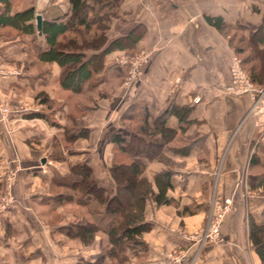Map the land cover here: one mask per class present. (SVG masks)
<instances>
[{
	"label": "crops",
	"instance_id": "crops-1",
	"mask_svg": "<svg viewBox=\"0 0 264 264\" xmlns=\"http://www.w3.org/2000/svg\"><path fill=\"white\" fill-rule=\"evenodd\" d=\"M78 2H34V9L41 20L62 18ZM263 16L264 0H120L107 37L122 36L143 25V36L133 51H149L150 60L141 81L124 93L119 88L123 68L113 63L121 52L105 58L106 82L96 89L103 90L99 93L105 97L92 99L93 91H83L87 103L77 105L75 117L83 120L87 137L71 143L62 142L63 116H73L66 104L47 110L39 103L41 95L59 101L68 94L57 84V65H47V72L39 64L23 69L17 62L23 60L19 52L28 46L27 39L20 44L0 36V68L18 72L15 77L0 76V102L10 109L8 118L0 121V264H82L98 252L56 232L76 220L69 210L78 205L44 201L49 196L50 170L65 175L70 165L86 160L99 185L108 186L110 139L118 129L121 111L131 102L147 107L152 115L170 102L192 107L190 118L196 123L184 127L169 120L177 131L171 148H182L188 138H203L187 156L165 153L178 165L173 188L166 193L177 206L145 205L143 216L151 225L142 234L147 249L128 264H159L162 254L171 251L181 252V264H259L248 240L247 222L261 223L264 174L253 171L251 175L263 180L259 187L252 184L250 188L248 177L252 160L260 169L264 167V115L249 113L247 96L223 93L229 83L228 60L234 54L227 37L209 27L204 17H219L234 26L238 22L256 25ZM243 35L248 33L243 31ZM53 143L62 161L50 159L56 148ZM161 169L160 163H146L143 176L151 180ZM226 199L230 210L220 224V241H191L192 234L206 228L214 205ZM102 264L111 263L104 259Z\"/></svg>",
	"mask_w": 264,
	"mask_h": 264
},
{
	"label": "trees",
	"instance_id": "trees-1",
	"mask_svg": "<svg viewBox=\"0 0 264 264\" xmlns=\"http://www.w3.org/2000/svg\"><path fill=\"white\" fill-rule=\"evenodd\" d=\"M119 3L120 0H79L62 18L42 17L37 33L34 0H0V36L16 39L20 44H25L27 39L28 46L21 48L19 53L35 62L18 61L17 64H23V69L39 64L47 72V65L56 64L59 69L56 81L61 90L71 94H81L84 90L92 92L106 82L105 58L113 52L135 53L134 46L144 33L143 25L138 24L125 35L107 37L112 19L118 16ZM204 21L227 37L228 47L239 58L252 85L264 87V16L256 25L238 22L231 26L219 17H204ZM243 31L248 33L247 37ZM101 97L105 95L98 93L97 98ZM39 103L49 110L53 101L41 95ZM192 111V107L170 102L161 112L152 115L147 107L129 103L121 111L120 126L110 139L113 159L106 168V187L99 185L86 160L70 165L65 175L50 170L49 196L44 201L59 206L76 204L86 210L88 218L80 217L56 229L64 239L78 242L82 248H97L98 252L82 264H102L104 259L111 264H128L139 253H145L147 247L142 234L151 226L143 216L145 205L151 202L156 207L177 206L166 193L173 188L172 177L178 165L165 153L187 156L197 140L203 138H188L182 148H171L169 144L177 131L170 126L169 120L174 119L178 126L188 127L196 123L190 118ZM64 118V143L87 137L83 120L71 114ZM128 122L135 123V127L125 129L123 126ZM57 127L61 128L60 125ZM178 129L183 130L182 127ZM56 145L53 143L54 147ZM50 159L63 160L59 148L54 149ZM152 161L162 164L163 169L148 180L143 172L146 163ZM249 167L252 171L248 177L250 188L252 184L261 186L263 180L251 175L253 171L264 174V167L260 169L253 160ZM86 197H89L88 201ZM247 235L259 264H264V214L260 224L248 219Z\"/></svg>",
	"mask_w": 264,
	"mask_h": 264
},
{
	"label": "built area",
	"instance_id": "built-area-1",
	"mask_svg": "<svg viewBox=\"0 0 264 264\" xmlns=\"http://www.w3.org/2000/svg\"><path fill=\"white\" fill-rule=\"evenodd\" d=\"M37 3H48V0H35ZM151 53L146 50H139L132 55L120 54L114 59L117 66L123 68V78L119 88L124 93L133 83L141 81L143 72L150 60ZM229 83L223 88V93L231 97L247 96L250 100L249 113L251 115H264V87L256 88L249 81L248 76L240 67V61L232 55L228 60ZM16 76L18 72L12 69L0 68V76ZM198 98L193 99L197 103ZM10 109L0 102V121L8 118ZM230 210L229 200H225L223 205H215L209 218V223L205 231H200L190 236L191 241L199 243L207 242L216 244L220 241L219 226L223 216ZM183 255L167 254L158 262L159 264H181Z\"/></svg>",
	"mask_w": 264,
	"mask_h": 264
},
{
	"label": "rangeland",
	"instance_id": "rangeland-1",
	"mask_svg": "<svg viewBox=\"0 0 264 264\" xmlns=\"http://www.w3.org/2000/svg\"><path fill=\"white\" fill-rule=\"evenodd\" d=\"M34 2H35V4H37L36 3V1L34 0ZM42 3V2H41ZM45 4V3H44ZM136 52V51H135ZM121 54H123V55H132V54H128V53H125V52H121ZM23 55V54H22ZM235 56V55H234ZM21 57H23L22 59H23V61H25V62H27V61H33L32 59H28V58H26L24 55L23 56H20V58ZM237 57V56H236ZM237 59L239 60V58L237 57ZM240 61V60H239ZM35 61H33L32 63H34ZM113 63L115 64V62L113 61ZM36 65V64H35ZM115 66H116V64H115ZM241 67V66H240ZM242 69V68H241ZM228 72V71H227ZM246 74V73H245ZM247 75V74H246ZM15 77V76H14ZM99 87V86H98ZM97 89V87L94 89V91H93V96H92V99H95V98H97V94L100 92V91H103V90H96ZM86 92H83L82 94H80V95H78V96H74L73 94L72 95H70L69 93L67 94L66 93V95L64 94V96H61V98H60V100L59 101H57V100H54L53 101V104L49 107V109L50 110H53V109H55V110H59L60 108H59V105H61V104H66V106H67V110H69L70 111V113H72L73 114V116H77L78 115V111H77V105H83L84 103H87L86 102ZM95 101V100H94ZM51 115V114H50ZM63 117H65V116H63ZM53 119V118H52ZM64 120H65V118H63ZM53 121L54 122H56V120L55 119H53ZM54 125H55V123H54ZM135 123H125V126H123V127H125V129H132L133 127H135ZM56 126V125H55ZM119 126H120V124H119ZM119 126H118V128H119ZM57 127V126H56ZM175 139H176V137H175ZM175 139L171 142V143H173L174 141H175ZM63 142V141H62ZM112 146V145H111ZM110 154H111V156L113 155L112 154V148H111V151H110ZM113 159V156H112V158H111V160ZM121 161H124V158L123 159H121ZM152 162H156V161H152ZM158 163V162H157ZM68 171V170H67ZM100 185H102L103 187H106L107 185H105V183H103V182H101L100 183ZM226 200H228V199H226ZM224 201L225 200H223L222 201V203L221 204H218V205H223L224 204ZM229 202H230V200H229ZM216 205V204H215ZM214 205V206H215ZM69 212L71 213V215H74L75 217H76V219H78V218H80V217H85V218H88L87 217V215H86V210H85V208L84 207H81V206H76V208H71L70 210H69ZM225 216V215H224ZM224 216H223V218H224ZM222 218V219H223ZM221 222H222V220H221ZM221 222H220V224H221ZM208 223H209V221H208ZM208 223H207V225H206V228H207V226H208ZM206 228L203 230V231H205L206 230ZM219 228H220V226H219ZM167 254H178V255H182L181 254V252H173V251H171V252H167V253H164V254H162V257H165V255H167ZM162 259V258H161ZM160 259V260H161ZM159 260V261H160Z\"/></svg>",
	"mask_w": 264,
	"mask_h": 264
},
{
	"label": "water",
	"instance_id": "water-1",
	"mask_svg": "<svg viewBox=\"0 0 264 264\" xmlns=\"http://www.w3.org/2000/svg\"><path fill=\"white\" fill-rule=\"evenodd\" d=\"M34 25L36 32L39 33L41 26V16L39 14H36L34 17Z\"/></svg>",
	"mask_w": 264,
	"mask_h": 264
}]
</instances>
